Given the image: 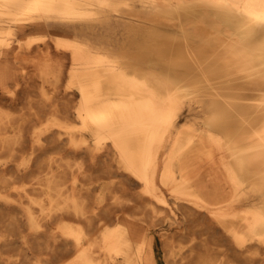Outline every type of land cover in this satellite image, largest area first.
<instances>
[{
  "label": "bare ground",
  "instance_id": "1",
  "mask_svg": "<svg viewBox=\"0 0 264 264\" xmlns=\"http://www.w3.org/2000/svg\"><path fill=\"white\" fill-rule=\"evenodd\" d=\"M164 221L264 264V0H0V264H158Z\"/></svg>",
  "mask_w": 264,
  "mask_h": 264
},
{
  "label": "rangeland",
  "instance_id": "2",
  "mask_svg": "<svg viewBox=\"0 0 264 264\" xmlns=\"http://www.w3.org/2000/svg\"><path fill=\"white\" fill-rule=\"evenodd\" d=\"M31 85L35 87L37 85V83H31ZM30 94L33 96V91H31ZM39 111L45 112V111H47V109H41ZM196 115H197V111L193 107L189 111H186L184 113V115L182 116V120H187L189 118L190 119H194ZM179 225L180 224H176V223L170 224L168 221H164L162 223H157L154 226H152V225L150 226V227L153 228L152 232H153V236H154V245H155V249H156V257H157L158 264H165V257H164L165 252H164V249H162L163 248V239L161 238L162 237L161 236L162 232H164V233H172V232H174L175 230L178 229ZM24 255H25L24 252L19 254V256H21V258ZM28 255H31V254H28ZM14 257L15 256H13V258ZM19 261L17 260V262H15V263L16 264H22L23 263L22 260H19Z\"/></svg>",
  "mask_w": 264,
  "mask_h": 264
}]
</instances>
